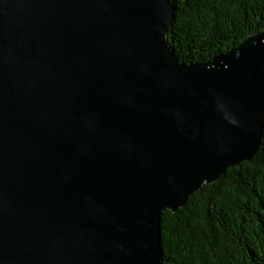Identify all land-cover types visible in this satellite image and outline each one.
I'll return each mask as SVG.
<instances>
[{
    "label": "water",
    "instance_id": "95a60500",
    "mask_svg": "<svg viewBox=\"0 0 264 264\" xmlns=\"http://www.w3.org/2000/svg\"><path fill=\"white\" fill-rule=\"evenodd\" d=\"M169 0H0V264H162L161 217L249 162L264 31L206 63Z\"/></svg>",
    "mask_w": 264,
    "mask_h": 264
},
{
    "label": "trees",
    "instance_id": "16d2710c",
    "mask_svg": "<svg viewBox=\"0 0 264 264\" xmlns=\"http://www.w3.org/2000/svg\"><path fill=\"white\" fill-rule=\"evenodd\" d=\"M169 1L167 43L180 63L209 62L264 31V0ZM161 247L162 264H264V127L249 162L163 213Z\"/></svg>",
    "mask_w": 264,
    "mask_h": 264
}]
</instances>
